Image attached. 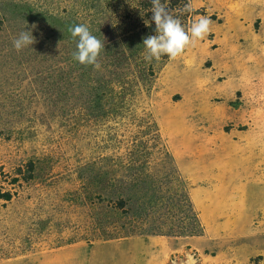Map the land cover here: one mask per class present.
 <instances>
[{
  "label": "rangeland",
  "instance_id": "rangeland-1",
  "mask_svg": "<svg viewBox=\"0 0 264 264\" xmlns=\"http://www.w3.org/2000/svg\"><path fill=\"white\" fill-rule=\"evenodd\" d=\"M151 7L0 0V264H264V0H166L213 23L149 62Z\"/></svg>",
  "mask_w": 264,
  "mask_h": 264
},
{
  "label": "clouds",
  "instance_id": "clouds-1",
  "mask_svg": "<svg viewBox=\"0 0 264 264\" xmlns=\"http://www.w3.org/2000/svg\"><path fill=\"white\" fill-rule=\"evenodd\" d=\"M151 5V20L155 23V35H149L143 39L142 46L146 53V61H160L164 56L175 60L189 46L204 40L210 33L213 21L208 16L199 17L189 29H185L181 20L166 7V0H151ZM68 30L76 40L73 59L80 65L99 69L101 67L99 57L104 50V41L93 35L87 24H76ZM35 42L32 32L24 30L13 40V47L20 52L31 47Z\"/></svg>",
  "mask_w": 264,
  "mask_h": 264
}]
</instances>
